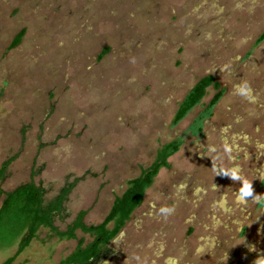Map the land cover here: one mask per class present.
Wrapping results in <instances>:
<instances>
[{
	"label": "rangeland",
	"instance_id": "obj_1",
	"mask_svg": "<svg viewBox=\"0 0 264 264\" xmlns=\"http://www.w3.org/2000/svg\"><path fill=\"white\" fill-rule=\"evenodd\" d=\"M263 30L264 0H0V191L32 171L47 198L76 181L54 226L96 225L178 142L103 264H264ZM206 75L220 99L209 87L172 125ZM81 239L41 229L13 264H58Z\"/></svg>",
	"mask_w": 264,
	"mask_h": 264
},
{
	"label": "trees",
	"instance_id": "obj_2",
	"mask_svg": "<svg viewBox=\"0 0 264 264\" xmlns=\"http://www.w3.org/2000/svg\"><path fill=\"white\" fill-rule=\"evenodd\" d=\"M22 36L23 31L14 37L10 48L15 47ZM263 40L264 30L257 39V43ZM106 53L107 49H104L98 57L101 58ZM209 87L216 92L209 102V109L217 103L222 92L214 78L206 75L190 88L178 104L172 125H177L194 107L201 103ZM206 115H210L209 110ZM178 145V142L162 145L156 151L153 163L146 169H142L138 177L128 181L124 192L115 197L108 213L96 225H85L83 217L86 212L80 211L64 231H60L54 226L55 221L63 220L67 216L64 204L75 187L76 181H67L52 198H47V190L41 185H36L32 180L39 172L32 171L28 182L20 184L9 192L0 191V197H2L0 203V249L17 244L14 254L0 264H13L30 242L37 237L41 229H46L52 237L58 240H76L77 231L91 238L87 244L83 243V239L77 240L75 249L58 264H103L111 253L108 248L109 244L124 228L133 211L141 205L144 192L151 185L158 171L168 167L167 159L177 151ZM13 160L12 157L0 165V183L5 179L8 167Z\"/></svg>",
	"mask_w": 264,
	"mask_h": 264
},
{
	"label": "clouds",
	"instance_id": "obj_3",
	"mask_svg": "<svg viewBox=\"0 0 264 264\" xmlns=\"http://www.w3.org/2000/svg\"><path fill=\"white\" fill-rule=\"evenodd\" d=\"M237 178H239V177L238 176H235V175L232 176V179H237ZM250 192H251L250 186L247 183H244L243 184V187H242V193H243V195L244 196H248V195H250Z\"/></svg>",
	"mask_w": 264,
	"mask_h": 264
}]
</instances>
